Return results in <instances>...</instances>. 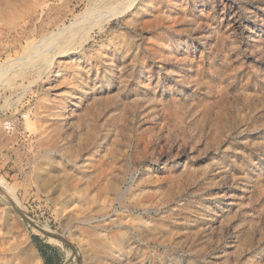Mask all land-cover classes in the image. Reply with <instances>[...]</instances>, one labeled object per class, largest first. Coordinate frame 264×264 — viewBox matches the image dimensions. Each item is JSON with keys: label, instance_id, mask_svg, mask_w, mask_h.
<instances>
[{"label": "rangeland", "instance_id": "rangeland-1", "mask_svg": "<svg viewBox=\"0 0 264 264\" xmlns=\"http://www.w3.org/2000/svg\"><path fill=\"white\" fill-rule=\"evenodd\" d=\"M128 3L0 0V264H264V0Z\"/></svg>", "mask_w": 264, "mask_h": 264}, {"label": "bare ground", "instance_id": "bare-ground-1", "mask_svg": "<svg viewBox=\"0 0 264 264\" xmlns=\"http://www.w3.org/2000/svg\"><path fill=\"white\" fill-rule=\"evenodd\" d=\"M143 1V0H142ZM111 3H112V1H110ZM136 2H137V0H131V3H128V6L126 7V8H129V7H131L134 3L136 4ZM110 3V4H111ZM146 4V3H145ZM119 9V8H118ZM106 10V9H105ZM125 10V8L123 9V10H121V11H119V12H117V13H121V12H123ZM104 12V11H103ZM108 14V13H107ZM109 16V15H108ZM55 238V237H54ZM56 239V238H55ZM58 240V239H57Z\"/></svg>", "mask_w": 264, "mask_h": 264}, {"label": "water", "instance_id": "water-1", "mask_svg": "<svg viewBox=\"0 0 264 264\" xmlns=\"http://www.w3.org/2000/svg\"><path fill=\"white\" fill-rule=\"evenodd\" d=\"M54 237H55L56 239H58V240H61V241H62L61 237H59V236H57V235H55Z\"/></svg>", "mask_w": 264, "mask_h": 264}, {"label": "trees", "instance_id": "trees-1", "mask_svg": "<svg viewBox=\"0 0 264 264\" xmlns=\"http://www.w3.org/2000/svg\"><path fill=\"white\" fill-rule=\"evenodd\" d=\"M47 247H50L49 245Z\"/></svg>", "mask_w": 264, "mask_h": 264}]
</instances>
